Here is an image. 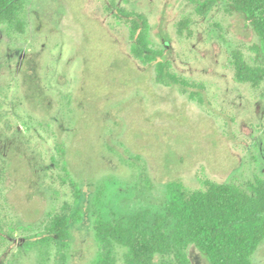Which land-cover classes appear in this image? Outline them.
Returning <instances> with one entry per match:
<instances>
[{
    "label": "rangeland",
    "instance_id": "1",
    "mask_svg": "<svg viewBox=\"0 0 264 264\" xmlns=\"http://www.w3.org/2000/svg\"><path fill=\"white\" fill-rule=\"evenodd\" d=\"M201 1L23 0L24 33L0 25V264H94L97 218L167 216L171 182L264 177V86L236 83L231 66L233 51L253 60L257 37L222 5L200 17ZM115 8L144 16L149 48L195 86L157 84ZM62 210L66 248L46 230Z\"/></svg>",
    "mask_w": 264,
    "mask_h": 264
},
{
    "label": "trees",
    "instance_id": "2",
    "mask_svg": "<svg viewBox=\"0 0 264 264\" xmlns=\"http://www.w3.org/2000/svg\"><path fill=\"white\" fill-rule=\"evenodd\" d=\"M23 4V0H0V25L23 34ZM218 5L227 14L241 15L258 40L251 48V62L241 52H232L235 82L253 89L264 86V0H202L196 13L204 17ZM115 14L128 26L130 54L144 66L153 67L157 84L178 85L184 92L195 86L172 73L165 56L149 48V25L144 16L120 8ZM189 98L201 102L198 92H191ZM245 188L205 181L203 189L190 191L171 182L166 186L167 216L157 215L149 221L147 213L140 211L127 220L97 218L95 241L100 252L94 264H115L116 249L125 251L124 264H157L160 260L165 264L166 258L170 264H191L190 246L208 264H253L252 257L264 241V177ZM167 218L173 221L171 227ZM69 222V215L62 210L46 228L62 248L68 245Z\"/></svg>",
    "mask_w": 264,
    "mask_h": 264
}]
</instances>
